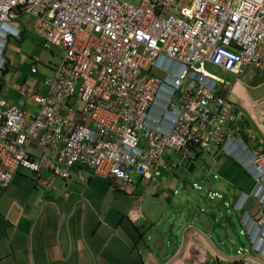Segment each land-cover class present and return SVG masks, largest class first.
<instances>
[{
	"label": "built area",
	"instance_id": "obj_1",
	"mask_svg": "<svg viewBox=\"0 0 264 264\" xmlns=\"http://www.w3.org/2000/svg\"><path fill=\"white\" fill-rule=\"evenodd\" d=\"M137 1L0 0V53L26 27L44 49H63L40 85L45 95L19 90L39 106L35 115L0 99V191L19 168L66 179L80 165L131 185L168 170L166 150L187 163L221 153L255 182L234 205L247 239L237 254L264 259V155L249 149L255 132L239 122V105L217 93L228 83L202 67L264 71V0ZM250 199L256 214L245 208Z\"/></svg>",
	"mask_w": 264,
	"mask_h": 264
},
{
	"label": "crops",
	"instance_id": "obj_2",
	"mask_svg": "<svg viewBox=\"0 0 264 264\" xmlns=\"http://www.w3.org/2000/svg\"><path fill=\"white\" fill-rule=\"evenodd\" d=\"M27 29L31 31L29 27H26L21 31L19 38L9 39L6 49L7 62H9L10 46L13 49L17 48L12 43L25 39ZM247 68H253L264 75L263 70L250 66L244 70L246 71ZM52 72L53 69L50 75ZM255 89L257 90L256 84ZM219 93L222 94V90H218ZM228 94L226 92L225 95ZM237 97L240 98V96ZM5 101L7 102V100ZM259 101L249 97V99H242L241 104L236 103L241 105V125L244 129L255 132V137L247 140L249 149L264 155V111L262 112L263 116L255 112ZM7 103L18 106L32 115H35L39 110L38 106L37 112L32 113L29 109L24 108L26 104L23 103V107L19 106L20 100L15 101V104ZM160 108L158 106L153 111V121L157 120L155 114ZM35 156L38 155L35 154ZM210 157L215 162L214 166L218 168L234 190L231 201L225 202L226 210L233 211L227 206L236 201L242 192H250L254 188L255 182L246 171L244 164L221 153L212 154ZM230 158L233 165L229 164L227 160ZM247 158H249L248 155L244 158L245 163L248 162ZM164 160L171 165L168 155H164ZM192 167V164L189 163V169ZM20 169L23 168L16 171L6 190L0 191V200L4 199L0 208V264H165L179 251L183 241V231H186V245L180 257L173 264H241L242 258L246 257L250 260L249 264H264V259L252 254L238 255L237 251L244 248L245 245L239 247L235 253L224 249L228 244H220L221 237L214 229L206 230L194 223H189V221L183 225L182 217L173 218V211L156 209L157 202L161 199L165 200L164 194L158 195L157 200L152 203L153 207L143 212L139 206H133L134 202L140 200V196L131 186L132 182L131 185H124L120 180L95 174L91 169L80 165L70 167L69 176L66 179L50 170L34 173L26 169L19 171ZM72 170L78 171V173L81 170H89L95 176L89 177L87 180L81 178V182L86 183L87 186L77 190V184L69 181ZM166 171L168 170L163 171L160 177ZM23 174H29L33 179L27 180L21 176ZM56 177L61 179L59 183L56 181ZM136 177L140 179L141 183H151V181H142L141 177L137 175L133 179ZM160 177L154 182H157ZM217 178L219 176L214 175V179L217 180ZM182 184L185 185L186 182L183 181ZM96 186H108V188L119 189V191L126 188L121 192L129 199L134 200L130 204L129 211L124 214L121 227L108 225L112 214H105L104 227L93 226L94 211L97 208V202L101 200L99 194L91 192ZM216 188L225 193L228 191L222 182H218ZM5 193H8L7 198ZM169 197L170 195L165 201L170 207ZM9 200L10 202H8ZM246 209L254 214L257 213V204L253 199L248 200ZM235 214L240 221L241 215L237 212ZM215 215L216 220L219 221V215ZM220 215L222 217V214ZM203 220L209 223L213 217L209 215V218H203ZM140 221H143L144 224H140ZM231 221L233 223L232 217ZM168 223H171L173 233L171 240L166 235ZM225 224L224 218V224L221 225ZM191 227L202 231L204 236L210 237L212 245H209L202 238L203 236L194 230L188 231V228ZM159 233H163L165 236L164 244L170 241V245L167 252L154 259L149 249L156 253L158 251L150 244V241ZM146 238L150 239L145 243Z\"/></svg>",
	"mask_w": 264,
	"mask_h": 264
},
{
	"label": "rangeland",
	"instance_id": "obj_3",
	"mask_svg": "<svg viewBox=\"0 0 264 264\" xmlns=\"http://www.w3.org/2000/svg\"><path fill=\"white\" fill-rule=\"evenodd\" d=\"M137 4V0H129ZM31 29V27H29ZM32 31V30H31ZM27 29L26 38L22 41H18L15 44L17 48L13 49L10 46L9 56L6 66L0 69V99L7 100V102L14 103L20 100L19 106L23 107V103L26 104L24 108L29 109L32 113H36L38 106L33 103L27 96H19L18 91L23 85H26L29 91L34 88L41 92L42 95L46 94V88L44 86L40 87L44 81L50 76L51 70L59 62L63 49L59 46L51 45L48 49L42 47V41L39 39L33 31L31 32ZM37 62L35 63L34 61ZM203 70L217 78L227 81V86L219 84L218 90H222V95L226 92L229 94L227 97L230 100H234L237 103H242V99H249L251 97L253 100H260L255 109L256 113L264 111V75L253 68H247L241 74L235 75L230 72H225L211 64L205 63L202 65ZM32 68L36 72H32ZM153 70L152 72H155ZM255 84L257 90L255 89ZM237 96H240L237 97ZM18 99V100H17ZM15 104V103H14ZM241 106V105H240ZM239 106V107H240ZM253 109L252 107H250ZM241 109V107H240ZM245 109V108H243ZM240 120V119H239ZM242 121L240 120V123ZM165 156L168 155L171 161L168 171L163 173V175L158 179L157 182L151 181L150 184L141 183L139 178L132 180V187L136 189V194L140 196V200L133 203V206H139V208L145 212L151 209L152 203L157 200V196L164 194L166 200L167 196L170 195V199L167 201L161 199L157 202L156 209L173 211V218L178 219L182 217L183 225L189 221V223L194 220V225L204 228V226L198 223V219L209 218L211 214H218V219L216 223L213 224L214 230L221 237L224 243L228 244L224 247L226 250L231 252H236L239 247L246 245L247 241L244 236L240 234L241 227L239 218L236 216L235 212H228L224 206L225 202H230L233 194V188L228 183L223 175L219 172L218 168L214 166V160L208 154H200L198 156H190V164L192 168L189 169V163L181 160V157L173 151H165ZM36 155H39L38 151H35ZM248 155V154H247ZM230 157V156H229ZM248 157H250L248 155ZM232 158V157H231ZM227 159L229 164H232V160ZM226 159V158H224ZM234 161L235 159L232 158ZM19 171H25L20 169ZM30 173V172H27ZM71 178L74 184H77V190L82 187L87 186L86 183L81 182V178L87 180L89 177H94L95 174L89 170L78 171L72 170ZM219 176V178L214 179V175ZM27 180L33 179L29 174H23ZM59 183L61 179L59 177L55 178ZM183 181L186 182L187 187L183 189ZM209 181L213 183V188L210 191H206L205 182ZM222 182L228 188L227 193L220 191L216 188V184ZM229 184H227V183ZM196 184L200 188H193L192 186ZM193 188V189H192ZM126 188H122L121 191H125ZM226 190V189H225ZM119 189L108 188V186H96L94 188V193L101 196V200L97 202V208L95 209V218L93 222L94 227L105 226L103 218L105 214L111 215L108 225L121 227L123 224V217L126 212L129 211L132 199H129L124 195ZM209 192L217 193L222 196V200L215 198L210 199L207 195ZM8 193H5L7 198ZM206 197V204H203L201 197ZM10 202V200L8 201ZM4 203V199L0 200V208ZM114 209H112V208ZM171 209V210H170ZM116 213V214H115ZM168 213V212H167ZM187 216H184L186 215ZM222 214V217L221 215ZM232 217L233 227L227 230V237L224 238L222 232L219 230V226L224 224V218ZM195 218V219H193ZM140 224H144L140 221ZM153 224V223H151ZM171 223H168L166 228L170 227ZM165 228V231H166ZM150 241V244H154V240ZM170 240L173 238H169ZM164 242V240H163Z\"/></svg>",
	"mask_w": 264,
	"mask_h": 264
},
{
	"label": "water",
	"instance_id": "obj_4",
	"mask_svg": "<svg viewBox=\"0 0 264 264\" xmlns=\"http://www.w3.org/2000/svg\"><path fill=\"white\" fill-rule=\"evenodd\" d=\"M212 185H213L212 182L206 181L205 182V189H206V191H210L212 189ZM186 187H187L186 184L183 185V189H185ZM201 201H202L203 204H206V197L205 196H202L201 197ZM211 216L213 217V220L211 222H209V223L208 222H205L203 220V218H201V217L198 219V223L202 224L206 230H211V228L214 229L213 228V224L217 222L216 215L215 214L214 215L211 214ZM193 219H195V218H193ZM225 221H226V224L225 225L219 226V230L222 232L224 238L227 237V230L233 227V223L231 221V217H226L225 218ZM191 223L193 224L194 223V220H192ZM210 225H212V226L210 227ZM192 230H194V232H197L198 234L202 235L203 236L202 238L209 245H212V243H211L212 241H211V238L210 237L204 236V234L202 233V231H200V230H198V229H196L194 227L188 228V231H192ZM185 233H186V231L185 232L183 231V241L181 242V247H180L179 251L172 258H170V260L167 263H165V264H173L176 261V259H178V257H180V255L182 254V252L184 250V247L186 245V241H187L186 240V234ZM166 235H167L168 238H173V233L171 231V226L168 228V230L166 232ZM164 238H165L164 234L163 233H159L156 236V239L154 240V244H155L156 249L158 251L157 253L155 251H152V250L149 249V251L152 254V256H153L154 259L159 258L162 255V253L167 252V249H169V245H170L169 242L170 241H167L166 244H164V242H163ZM149 239L150 238H148V239L146 238L144 240V242L146 243L147 240H149ZM220 244H225V243L222 240H220Z\"/></svg>",
	"mask_w": 264,
	"mask_h": 264
},
{
	"label": "clouds",
	"instance_id": "obj_5",
	"mask_svg": "<svg viewBox=\"0 0 264 264\" xmlns=\"http://www.w3.org/2000/svg\"><path fill=\"white\" fill-rule=\"evenodd\" d=\"M7 43H8V41H6L5 43H1V46H3L2 47L3 52L0 53V69L4 68V66H6V64H7V59H6ZM0 49H1V47H0Z\"/></svg>",
	"mask_w": 264,
	"mask_h": 264
},
{
	"label": "flooded vegetation",
	"instance_id": "obj_6",
	"mask_svg": "<svg viewBox=\"0 0 264 264\" xmlns=\"http://www.w3.org/2000/svg\"><path fill=\"white\" fill-rule=\"evenodd\" d=\"M245 193H246V192H245ZM214 199H215V198H214ZM214 199H212V200H214ZM218 199H219V200H222L223 198H222V196H221V198H218ZM236 201H237V200H236ZM236 201L230 203V205L227 206L228 208L232 209V210L235 211V212H237L236 209L234 208V205H235ZM244 205H245V204H244ZM224 206H226V204H225ZM245 208H246V205H245ZM237 213H238V212H237Z\"/></svg>",
	"mask_w": 264,
	"mask_h": 264
}]
</instances>
